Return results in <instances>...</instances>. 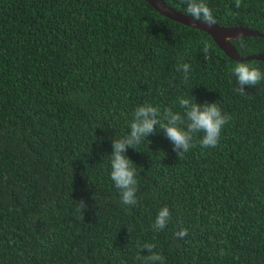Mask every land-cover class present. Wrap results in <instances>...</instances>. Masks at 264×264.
Returning a JSON list of instances; mask_svg holds the SVG:
<instances>
[{
    "label": "trees",
    "instance_id": "obj_1",
    "mask_svg": "<svg viewBox=\"0 0 264 264\" xmlns=\"http://www.w3.org/2000/svg\"><path fill=\"white\" fill-rule=\"evenodd\" d=\"M164 1L186 13L185 0ZM205 3L216 24L264 34V0ZM231 43L240 57L264 55L261 36ZM239 62L264 72L145 0H0V264H140L137 241L164 264H264V81L238 94ZM180 98L230 117L218 146L198 133L179 158L157 129L125 153L138 190L123 205L112 140L140 105L183 115ZM165 206L171 220L154 231Z\"/></svg>",
    "mask_w": 264,
    "mask_h": 264
},
{
    "label": "clouds",
    "instance_id": "obj_2",
    "mask_svg": "<svg viewBox=\"0 0 264 264\" xmlns=\"http://www.w3.org/2000/svg\"><path fill=\"white\" fill-rule=\"evenodd\" d=\"M187 5L186 13L193 19L204 22L209 26L216 23L212 10L205 3V0H185ZM242 0H235V7H241ZM202 51L207 54L210 51V45L205 41ZM241 47L246 46V42L241 40ZM176 70L183 73L185 81L189 78L191 66L182 61H178ZM235 76V91L244 95L245 85L257 86L264 81V72L248 62H239L233 69ZM179 107L183 109V115L180 112L173 111L172 108L161 110L147 103L138 106L130 122V131L119 139L112 140L111 152V172L110 177L114 186L120 190L121 202L123 205L137 204V169L133 167V162L125 155L128 148L135 149V146L141 144L145 138L153 134L157 129L163 130L166 137L172 142L173 150L179 158H183L188 153L193 144V137L198 133H203L199 143L203 148H215L218 146L221 133L224 126L229 122L230 117L222 112V109L214 103L199 104L193 102L191 98H180ZM159 125V128L157 127ZM183 126V127H182ZM77 210L86 209L84 201L76 202ZM171 220V213L167 206L161 208L155 217L152 228L154 231L164 230ZM174 235L178 239L187 236V229H180ZM137 248L140 250L136 259L140 264H164V256L154 249L153 243L137 241ZM147 250V255H142L143 250Z\"/></svg>",
    "mask_w": 264,
    "mask_h": 264
},
{
    "label": "water",
    "instance_id": "obj_3",
    "mask_svg": "<svg viewBox=\"0 0 264 264\" xmlns=\"http://www.w3.org/2000/svg\"><path fill=\"white\" fill-rule=\"evenodd\" d=\"M151 7H153L158 13L163 16L176 21L178 23L197 28L207 32L214 42L222 49L226 55L234 60L242 61L249 59H259L264 61V55H249L246 57H240L236 49L231 43V40H236L244 36H261L264 38V34L248 29L246 27L237 26H222L214 24L209 26L208 24L191 18L187 13L175 9L169 6L164 0H145Z\"/></svg>",
    "mask_w": 264,
    "mask_h": 264
}]
</instances>
